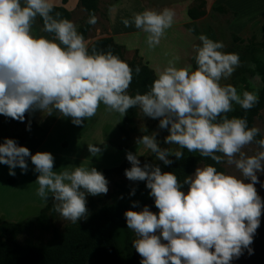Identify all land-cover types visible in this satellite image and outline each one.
I'll list each match as a JSON object with an SVG mask.
<instances>
[{
  "label": "clouds",
  "instance_id": "9594fccd",
  "mask_svg": "<svg viewBox=\"0 0 264 264\" xmlns=\"http://www.w3.org/2000/svg\"><path fill=\"white\" fill-rule=\"evenodd\" d=\"M53 9V0H0V115L24 122L26 114L38 112L43 118L55 113L82 126L103 104L120 118L136 108L140 116L158 120L157 128L167 131V147L161 146L157 131L141 127L135 143L142 150L125 153L130 163L125 177L144 182L157 210L147 204L138 208L139 201L132 200L123 213L126 228L135 235L131 246L139 264H232L245 251L251 255L264 210L255 187L259 183L264 188V180L258 179L264 174V135L245 116L226 115L234 104L247 112L258 102L255 91L238 93L232 84L221 83L241 65L239 54L225 52L222 41L201 34L194 46V68L169 60L147 91L130 95L133 73L138 75L140 67H130L110 50H89L77 26ZM37 17L51 38L33 34ZM173 20L169 8L146 9L122 23L128 27L131 22L147 34L152 48ZM86 22L94 24L95 18ZM30 125L29 119L26 129ZM249 145H255L252 154L245 151ZM86 147L89 157H96L106 145L100 141ZM185 149L230 170L208 164L180 180L160 164L138 159L146 150L168 166L173 158L183 159ZM29 161L37 173L36 195L45 201L50 196L61 220L76 224L86 219V197L108 192V180L93 166L58 172L51 152L30 153L8 137L0 142V164L8 167V175L15 176L17 167L26 172ZM134 193L135 187L129 195Z\"/></svg>",
  "mask_w": 264,
  "mask_h": 264
},
{
  "label": "rangeland",
  "instance_id": "374dc122",
  "mask_svg": "<svg viewBox=\"0 0 264 264\" xmlns=\"http://www.w3.org/2000/svg\"><path fill=\"white\" fill-rule=\"evenodd\" d=\"M174 1L122 0V3H120V0L118 1L116 7H118L119 10L115 11V14H113V20L111 22L113 29L116 31L115 37H113V39L116 43L120 44L123 47L124 57L127 60L140 59L143 63H145L146 61L150 68L153 69L155 74L163 69V67L168 64L169 60H173L174 58L177 67L188 65L190 64V53L191 47L193 45V43L191 44V42L189 41L188 35L192 36L193 30L197 28L199 34L198 36H196L197 41L195 40L194 46L195 44L198 45L200 43L198 37L201 34H204L205 36L213 40L222 41L226 46L224 49L225 52H234L239 54L241 65L235 69L232 76L228 80H222L221 83L232 84L237 88L238 93H241L243 90H248L255 91L258 95L262 83L260 81L259 75L256 72V64L258 62L264 61V15L255 16L256 18L253 17L250 20L243 22L237 23L236 21V25H233L232 22L238 19V16L234 11H231L225 6L227 9H229L230 12L227 11L222 13L214 10L213 8L215 6L206 8L205 5V13L201 17L197 18V20L192 24L185 23L183 25V15L181 11L179 13V11L177 10L174 12L175 21L173 20L172 26L165 30L159 44L152 48H149L146 43L147 34L136 29L131 24V22L128 27H125L122 23V19H128L129 21H131L134 14L142 12L143 10L148 9L160 11V9L158 8H161L163 6L164 9V6H169L170 4L174 3ZM195 2L196 1L193 0L192 3L187 6V8L195 5ZM71 3H73L72 0ZM99 4V16L96 17L95 23L87 32L88 39H95L105 36V34H109L108 30H106V12L108 3L104 0H100ZM81 9H79L78 7L74 9L70 17L71 21L77 26V29L87 19L86 13H84V10ZM232 12H234L235 14L233 15ZM142 57H144L145 61ZM234 107H239V105L234 104L233 108ZM137 111L138 115L134 120V131L129 132L127 135L120 133L117 130V127L116 129L108 127L104 131L105 134H108V141L112 140L116 144L125 145L126 148H124V152L121 148L115 147L117 149H120L119 152L113 151L110 152V154L104 155L102 157V154L104 153L103 151L96 157H89L86 143L100 142L98 138V130H101L102 123L101 119L99 118H97L96 120L93 119V124L91 126L76 127L71 122L66 121L65 118H62L54 123L50 118L52 116L42 118L41 115H39L40 125L44 130L50 132V136L48 139L49 143H47L48 148H39L37 151L51 152L54 156V170L59 172L65 167L71 168L77 165L87 167V164L92 166L93 160H96L94 161V166L96 169L100 166V164L103 165L100 166L103 168H110L118 165L125 160V153L127 151L139 152L142 150V146H137L135 143L136 138L142 135L141 127L146 128L149 132L154 130L157 131V138L161 141V146L167 147V145L163 143V137L167 135L166 129H158V120H154L148 117H142L139 115V110ZM109 115H111V113H109ZM29 119L31 120V117L28 116V120ZM253 125L260 128L261 135H264V109H262L259 112V115L254 119ZM74 131H77L79 133V139L83 142H78L79 158L76 161L69 163L66 162L63 158L57 157L53 153V151L54 147L57 148V134H63L70 137L72 136V133ZM171 147L176 146L171 145ZM254 150L255 145H249L245 148V151L248 154H252ZM144 151L145 155L138 156V159H140L141 163L149 157L157 160L154 156H152L151 153H148L146 150ZM201 166L202 162H199L196 165V167ZM222 166L224 167V170H230L227 165L222 164ZM28 171L30 173V175L28 176V180H30L28 186H25V175L23 176L24 173H21L18 167L15 169V176L19 177V184L15 188H9V190H5L3 187L4 182L0 183V205L1 203H4L3 208L7 221L11 219H20L21 221L26 218L33 217L37 215L39 209L45 203L51 200L50 196L47 201H45L43 198L36 195V189L38 188V185L36 184L35 179L37 173L32 171V165L30 161ZM5 173H8V167L6 165L0 164V181H2L1 178L3 177V175H5ZM106 179L108 180V192L106 194L93 196L92 198L94 199L95 204L109 201L110 195L114 191L115 183L131 182L125 177L124 174H112L109 175ZM258 179L264 180V174H258ZM255 187L262 200H264V188H261L259 183H257ZM35 195L37 196V202L40 203L41 207L37 212L33 210L27 211V214L22 217L21 214L23 213V209H21V212H19V204L30 203L31 201H33ZM88 199L89 196L86 197V205L88 203ZM70 223L71 222L69 221L61 220L59 215L55 212V215L51 220V227L48 230H40L35 227H30L29 229L18 235L17 242L23 244L26 241L31 240L36 243H43L50 238L53 228L61 230L65 225ZM250 246L253 249V253L249 255L245 251L239 258L233 260L232 264H264V210H262L261 222L255 232ZM135 258L139 264L140 257L136 253V251Z\"/></svg>",
  "mask_w": 264,
  "mask_h": 264
},
{
  "label": "trees",
  "instance_id": "16d2710c",
  "mask_svg": "<svg viewBox=\"0 0 264 264\" xmlns=\"http://www.w3.org/2000/svg\"><path fill=\"white\" fill-rule=\"evenodd\" d=\"M195 1V5L187 8L186 13L190 19H197L205 13V1ZM65 2L66 0H62L63 4ZM97 3L98 0H78V5L87 15L86 21L89 16L95 18ZM213 9L222 13L230 12L224 5H217ZM53 12L59 13L60 18H70V12L63 5H54ZM232 14L235 13L232 12ZM38 21L42 27V21L39 17ZM86 21L77 29L83 37L87 35L93 25L88 24ZM88 46L89 50L95 48L98 52L110 50L130 67H140L138 75L133 73L128 88L130 95L135 94L137 91L141 93L147 91L156 78L155 72L147 63H143L140 59H138L139 61L127 60L123 54V47L116 43L111 36L95 38ZM194 56L191 59L193 68L195 67ZM256 72L262 83L258 93V102L247 112L239 106L234 107L231 112L226 114L229 118L245 116L250 127L254 126V119L264 109V61L256 64ZM137 110L136 108L128 109L127 113L117 123V130L120 133L127 135L129 132L134 131V120L138 115ZM4 119L10 125V138H13L18 144L24 142L26 133L29 130L26 129V126L23 127L25 121L19 122L5 117ZM31 127L41 129L32 120ZM259 138L260 135L257 136V139ZM109 144L121 149L126 148L125 145L116 144L112 140H109ZM183 151V159L175 160L173 158V163L168 166L151 157L146 158L142 163L148 161L160 164L162 171H172L180 180L185 175L193 173L199 162H202V166L214 164L209 158H201L198 153H188L186 149ZM214 166L219 171H225L222 164H214ZM128 167H130V163L125 158L124 161L114 167L103 168L102 173L106 178L112 174L120 175L124 174V169ZM8 181L12 183L14 179L9 178ZM114 187V191L107 202L95 204L93 196H89L86 205L89 210L88 217L76 224H67L61 230L53 228L50 238L43 243L28 240L21 244L17 242V237L30 227L40 230H48L51 227V220L55 215L52 199L45 203L39 209L37 215L33 217L15 222L0 218V264H138L135 258V249L131 246L134 233L126 228L123 213L131 207L130 201L132 200L139 201L138 208L147 204L152 211L157 210L154 207L152 198L148 196V189H146L143 181L115 183ZM133 187H135V193L130 196L129 192Z\"/></svg>",
  "mask_w": 264,
  "mask_h": 264
},
{
  "label": "crops",
  "instance_id": "0c3cea01",
  "mask_svg": "<svg viewBox=\"0 0 264 264\" xmlns=\"http://www.w3.org/2000/svg\"><path fill=\"white\" fill-rule=\"evenodd\" d=\"M72 1H73V3H71V0H66V2L63 4L62 0H53V3H54V5H63L70 12V17H71L74 9H76L77 7L79 9H81V7L78 5V3H76V2H78L77 0H72ZM99 1L100 0H98V3H97V11L95 12V19L97 16H99V11H98L99 5H100ZM104 1H106L108 3L107 4V12H106V16H107V20H106L107 29L106 30H108V32H109V34H105V36L109 35L113 38V37H115L116 31L113 29L111 21L113 20V14H115V11L119 10V8L116 7L119 0H113V1L112 0H104ZM192 1L193 0H175L174 3L170 4L169 6H164V7L171 9L173 12L178 10L180 13V11H181V13L183 15V17H182L183 18V23H182L183 25L185 23H191L192 24L197 19H190L186 13L187 6L189 4H191ZM204 1H205L206 8H211L212 6H217V5H224L227 8H229L231 11H234L238 16V19H236L235 21L232 22L233 25H236V21H237V23L243 22V21L250 20L253 17L256 18L255 16H263L264 15V0H204ZM69 3H71V4H69ZM120 3H122V0H120ZM158 9H160V10L163 9V6L161 8H158ZM69 20H71V18ZM32 31H33V34L36 36H45V37L51 38V35L42 31V27L39 24L38 17L36 18V20L33 23ZM198 34H199V31L196 28L193 30V33H192L193 37L188 35L189 41L191 42V44L193 43V45L191 47V53H190L191 59L195 55V51L193 49H194V42H195L196 36H198ZM84 39L87 42V44H89L93 40V39H88L87 35L84 37ZM142 58L145 61L144 57H142ZM189 62L191 64V60ZM145 63H147V62L145 61ZM109 113H111V115H109ZM39 115L40 114L38 112L33 113V115L31 116V120L34 121L37 125H39L41 127V129H38L36 127H31L26 133L25 141L19 144V145L26 146L29 149L30 153H35L39 148H44V149L48 148L47 143H49L48 139L50 136V134H49L50 132L44 130L42 128V126L40 125ZM50 118L53 120L54 123L57 122L58 120L62 119V118H58L55 115V113ZM97 118L101 119V123H102L101 124L102 128L99 127V128H101V130H98V134H99L98 138L100 141H103L104 144L106 145V148L104 149V153L102 154V157L104 155L110 154V152H113V151L119 152L120 149H117V148H115L109 144L108 134H105L104 131L108 127L116 129L117 123L122 119V117L120 118L117 113L108 110L105 105L100 104L97 108L96 115L87 119L84 122V125H82V126H91L93 124V119L96 120ZM27 121H29L28 120V114L26 115V119H25V123L23 124V127L26 126ZM66 121L70 122L69 119H66ZM10 131L11 130H10L9 123L4 119V117L2 115H0V142H2L5 137L10 138ZM78 134L79 133L77 131H74L72 133V136H70V137L65 136L63 134H57L56 135V138L58 139L57 148L54 147L53 153L57 157L63 158L66 162L72 163V162L76 161L79 158L78 142H83L79 139ZM122 151L124 152L125 149H122ZM94 161H96V160H93V162H92L93 167H95ZM86 166L91 167L89 164H87ZM100 166H103V165L100 164ZM100 166L97 167V170L101 171L103 169V167H100ZM24 175H25V184H26L25 186H28V183L30 182V180H28V176L30 175L29 171L27 170L26 172H24L23 176ZM9 178H13L14 181L12 183L11 182L8 183ZM1 179H2V181H0V183L4 182L3 187L5 190H9V188H15L19 184V177L18 176H10V175H8V173H5V175H3V177ZM3 207H4V203H1V205H0V218L6 220ZM40 207H41L40 203L37 202V196L35 195L33 198V201H31L30 203L19 204V212H21V209H23V211H22L23 213L21 215H22V217H24L27 214V211L33 210V211L37 212ZM9 221L15 222V221H20V219H11Z\"/></svg>",
  "mask_w": 264,
  "mask_h": 264
}]
</instances>
